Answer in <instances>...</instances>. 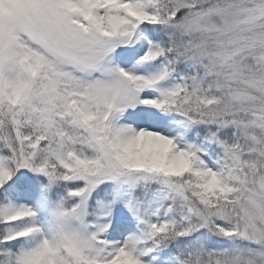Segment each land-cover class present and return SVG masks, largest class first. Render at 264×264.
Segmentation results:
<instances>
[{
    "label": "snow or ice",
    "instance_id": "obj_1",
    "mask_svg": "<svg viewBox=\"0 0 264 264\" xmlns=\"http://www.w3.org/2000/svg\"><path fill=\"white\" fill-rule=\"evenodd\" d=\"M0 264H264V0H0Z\"/></svg>",
    "mask_w": 264,
    "mask_h": 264
}]
</instances>
